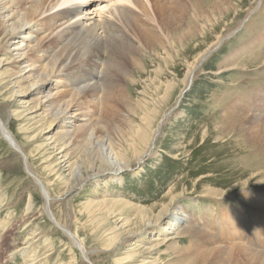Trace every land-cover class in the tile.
<instances>
[{"label":"rangeland","instance_id":"obj_1","mask_svg":"<svg viewBox=\"0 0 264 264\" xmlns=\"http://www.w3.org/2000/svg\"><path fill=\"white\" fill-rule=\"evenodd\" d=\"M107 1L110 0H94L93 5L89 4V7L93 6L91 12L103 7L102 5ZM179 1L189 4V0ZM218 1L202 0L198 9L205 12L209 19L199 17L196 23L195 20L190 22L191 12H194L191 10L192 6H190L191 12L188 15L183 13L182 18L179 19L168 15L160 17L158 14L163 30L165 28L164 32L167 34L161 40L163 42L164 39L165 43L163 42L161 46L155 45V49L147 50L141 56L140 67L132 65L130 59L124 61L128 80H123L126 79L123 76V73L126 74L125 67L123 72L120 70L122 75L118 77L123 78L120 77L118 79L120 83H117L120 89L119 95L130 98L134 103L147 106L132 114L125 105L118 104L115 115L104 113L108 118L102 116L108 122L115 119L114 121L122 124H120L122 132L127 140L126 150L133 152L132 145L135 143L133 136L141 126L143 127L145 114L149 116V120L155 118L153 121L155 128L159 118L166 113L164 124L157 130L152 145L154 153L145 158L142 167L134 163L135 170L139 171L142 168L143 171L138 175L135 173L136 176L134 172L129 171L125 174L124 184L114 188H107L104 184H86L85 188L74 192L72 197L67 196L53 202L52 209L57 218L64 224H69L70 229L84 241L87 248L98 252L92 259L94 264H130L128 260H123L128 254L121 249L122 246L118 241L113 240L114 235L107 231L114 220L104 216L107 213L103 208L105 204L103 200L109 199L104 196L107 195L105 193L131 199L134 203L141 204L143 208L158 207L156 214L163 205H169L175 197L179 204L186 207L191 221L201 232H204L205 225L210 226L205 217L210 215L208 213L213 209L214 218H210L213 223L210 222L214 225L212 228L210 226V230L213 233L217 232L214 234L220 232L219 225L214 223V219L218 217L222 208L235 206L242 214L248 216L254 214L255 217H260L256 216L255 211L251 213L248 205L246 207L241 203L240 191L246 189L248 193L258 192L259 200L255 199L254 203L258 206L264 205V152L259 149L261 143L259 144L254 136H250V131L247 129L253 126L251 123L256 122V118L264 117L263 102H259V106H256L259 100L256 89L264 87V42L257 40V47L251 44L252 39L259 37L261 26L264 25V0H226L225 8L229 7V11L221 14L224 9L221 7L213 14L210 10ZM96 16L98 17L97 13L93 15ZM145 23L148 29L158 27L155 23ZM191 29L195 32L189 33ZM168 31H171V34L167 40ZM236 31H239L237 35L229 39V36ZM219 38L222 39L221 41L227 39L224 46L221 44L223 46L221 48L213 47L212 55L194 70L196 76L193 84H190L181 95L185 89L184 80L188 70L191 66L197 65L199 55L205 53ZM230 55L238 65L227 69L226 60ZM138 57L137 54L136 58ZM133 62L138 64L137 61L133 60ZM94 64L88 60L84 69L89 70ZM6 67L4 64L0 67V75L3 78ZM16 99H21L20 94ZM42 101L44 102L45 99ZM16 103H20L18 116L23 115L9 118L11 131L27 152L31 167L39 178L45 181L52 197L57 199L69 188L65 182L60 181V173L58 174L57 171L60 167L53 173L48 170V164L56 156L48 158L51 152L44 150L43 143L47 140V132L44 130L40 133V125L36 127L32 125L28 131L22 130L29 121L28 117L40 113L38 112L40 110L26 111L22 101ZM29 104L33 105L32 102L27 105ZM12 105L13 102L3 99L0 94V113L4 118H7V108ZM152 109H156L157 112L150 113ZM234 114L244 120L240 128L231 125ZM160 119L163 120L162 117ZM77 143H74V148L79 146ZM72 157L79 160L78 155L73 154ZM23 164L22 158L0 138V193L6 197L2 218L10 217L11 220L0 248L3 255L0 264H20L18 260L13 263L6 257L13 250L21 249L25 239L33 232V227H38L34 235L40 236L37 247L50 257V264H86L76 248L72 250L66 245L68 240L66 236L56 230L47 217L42 219L39 211L43 207L44 199L40 196L34 181L26 173ZM53 166L55 169V164ZM207 188L228 194L217 199L208 197L204 195ZM28 192H32L35 196L32 212L26 209L30 197ZM117 212L124 213L120 219L124 217L131 219L133 216L129 217L128 210L123 207H117ZM236 212L230 211L229 214ZM98 214L103 216L100 218ZM260 224L264 228V223L260 222ZM246 229L245 227L239 229L244 234L242 236L245 242L258 241L261 245L264 243V236L259 241L255 237L256 234L249 233L252 229L244 231ZM43 231L44 235H40ZM46 233L49 234L48 239L53 242L49 250L44 249L49 244L44 241ZM253 237L257 241L252 240ZM203 238L196 237L192 240L191 236H187V239L181 242V246L195 252L197 239L202 243L201 245L206 244L205 236ZM151 245H142L139 248L140 252L132 258L134 259L132 264H182L191 255L189 252L190 255L185 254L186 252L174 254L173 250L166 246L167 243L147 249ZM207 258L203 259L205 260L203 262L196 259L194 264H211ZM190 263L193 264L191 259L184 262V264Z\"/></svg>","mask_w":264,"mask_h":264},{"label":"bare ground","instance_id":"obj_2","mask_svg":"<svg viewBox=\"0 0 264 264\" xmlns=\"http://www.w3.org/2000/svg\"><path fill=\"white\" fill-rule=\"evenodd\" d=\"M95 2L94 0H0V67L3 64L7 66L3 73L5 77L0 75V94L3 99L13 102V105L7 108V118L0 113V138L22 158L26 173L38 187L40 196L44 199L43 207L39 211L42 219L47 217L56 230L66 236L68 239L66 245L72 250L76 248L86 264H94L92 259L98 252L87 248L84 241L70 229L69 224H64L57 218L52 209L53 202L67 196L72 197L74 192L85 188L86 184L97 183V185L104 184L107 188H114L124 184L125 174L129 171L137 175L143 171L142 168L139 171L135 170L134 163L142 167L145 158L154 153L152 145H154L157 130L164 124L166 113L161 116L163 120L159 118L155 128L153 123L155 118L149 120V116L145 114L143 127L141 126L133 136V142H135L132 145L133 152L126 150L127 140L122 132V124L114 121L115 119L108 122L102 118L105 116L104 113L115 115L118 104L125 105L132 114H135L136 110L147 108L146 105L134 103L130 98L119 95L118 79L122 76H118L124 71L123 67L126 73H123L126 78L123 80L129 79L124 61L130 59L132 65L140 67L141 56L147 50L155 49V45H163L162 37H166L167 34L160 23V17L168 15L172 18H182L183 13L188 15L191 12L190 6H192L191 10L194 12H191L190 22L194 20L195 23L198 22L199 17L209 19L205 12L198 9L202 0H189V4L179 0H110L104 2L103 7L92 13L91 7ZM226 5V0H219L213 4L210 11L214 14L215 11L224 7L221 14L228 12L229 7L225 8ZM96 13L98 17H93ZM145 22L155 23L158 27L148 29ZM261 27L259 37L251 40L253 47H257V40L264 42V25ZM191 32L195 31L191 29L189 33ZM170 34L171 31L167 40ZM221 40L219 38L213 42L205 53L199 55L197 65L190 67L184 80L185 89L181 95L190 84H193L196 76L194 70L197 66L199 67L205 57L212 54L213 47L221 46L223 42ZM88 60L95 64L86 70L84 66ZM121 60H123L122 63ZM226 62L227 69L238 65L232 59V55ZM169 88L171 89V86ZM256 90V96H259L256 106H259V102L264 104V87ZM18 94H20V100L16 99ZM43 99H45L44 102ZM21 101L26 111L40 110L38 111L40 113H32L33 115L28 117L29 121L22 130L28 131L30 126L40 125V133L44 130L47 132V140L43 143L44 150L51 152L48 158L56 156L48 164V170L53 173L60 167L57 169L58 174L60 173V181L65 182L69 188L57 199L52 197L45 181L41 180L31 167L27 152L11 131L8 123L9 118L23 115L18 116L20 103H16ZM29 102L33 105H27ZM45 102L46 104H43ZM156 112V109L150 110L152 114ZM236 116L235 114L232 116L231 125L240 128L244 120ZM256 120L251 123L253 126L247 129L250 131V136H254L257 142L261 143L259 149L264 152V117L256 118ZM245 132L248 131L245 130ZM75 142H78L77 148H74ZM71 152L78 155L79 160L72 157ZM260 184L261 182L258 183ZM205 192V196L216 199L228 194L210 188L205 189ZM240 192L242 193L241 203L244 206L248 205L249 207H246L250 208L251 213L255 211L256 216L260 217H255L254 214L250 216L242 214L235 206L222 208L218 217H215L216 220L214 219V223L219 225V234H214L217 232L213 233L210 230V226L212 228L214 225H212L213 220L210 219L213 217L214 209L205 217L210 226L205 225L204 232H201L191 221L186 207L179 204L175 197L169 205H163L160 212L156 214L158 207L143 208L141 204L134 203L131 199L127 200L120 195L105 193L107 195L104 196L109 199L103 200L105 203L103 208L107 213L104 216L114 220L107 231L114 235L113 240L118 241L122 246L121 249L128 254L123 260H128L130 264L134 260L132 258L140 252L139 248L142 245L152 244L147 247L152 249L164 243H167L166 246L170 247L174 254L181 252L191 254L185 261L191 259L193 264L196 259L203 262L205 261L203 259L207 257L212 259L207 258L211 264H264V243L261 245L254 237L252 240L257 242H245L242 236L244 234L239 230L240 227L247 228L244 231L252 229L249 233L256 234L255 237L261 241L264 236V228L260 224V222L264 223V205L258 206L254 203L255 199H258V192L248 193L246 189ZM28 196L30 197L26 209L32 212L35 196L32 192H28ZM5 198V195L0 193V248L11 221L10 217L2 218L5 212L3 209ZM117 207L126 208L129 217L133 215L132 218L120 219L124 213L117 212ZM230 211L237 212L229 214ZM98 216L101 218L103 215L98 214ZM33 228V232L25 239L21 249H15L9 256L7 255L8 261L14 263L18 260L20 264H50V257L37 247L40 236L34 234L38 227ZM259 231L262 232L259 233ZM40 235H44V231ZM45 235L44 241L49 244L44 249L49 250L53 242L48 239L49 234ZM187 236H191V239L196 237L204 239L205 236L206 244L201 245L202 243H199L197 239L195 252L182 247L181 242L187 239ZM1 258L3 259L2 250L0 262Z\"/></svg>","mask_w":264,"mask_h":264},{"label":"water","instance_id":"obj_3","mask_svg":"<svg viewBox=\"0 0 264 264\" xmlns=\"http://www.w3.org/2000/svg\"><path fill=\"white\" fill-rule=\"evenodd\" d=\"M229 37H232V36H229ZM225 41H227V39H223L222 44H223ZM218 47H219V46H218ZM218 47H216V48H218ZM209 56H210V55H209ZM205 59H207V57H205L204 60H205ZM202 64H203V63H202ZM202 64H199V65L201 66Z\"/></svg>","mask_w":264,"mask_h":264}]
</instances>
